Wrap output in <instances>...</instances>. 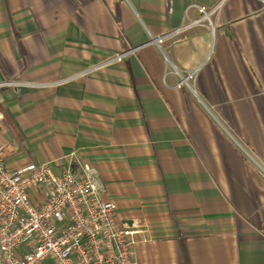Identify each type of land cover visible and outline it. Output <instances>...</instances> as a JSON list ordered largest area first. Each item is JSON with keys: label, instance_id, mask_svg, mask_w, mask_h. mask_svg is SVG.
Here are the masks:
<instances>
[{"label": "crops", "instance_id": "1", "mask_svg": "<svg viewBox=\"0 0 264 264\" xmlns=\"http://www.w3.org/2000/svg\"><path fill=\"white\" fill-rule=\"evenodd\" d=\"M191 4H221L213 28L147 43L199 17ZM173 65L199 68L194 92ZM9 79L25 84L0 87L6 165L93 167L143 229L137 264H264L261 0H0Z\"/></svg>", "mask_w": 264, "mask_h": 264}, {"label": "built area", "instance_id": "2", "mask_svg": "<svg viewBox=\"0 0 264 264\" xmlns=\"http://www.w3.org/2000/svg\"><path fill=\"white\" fill-rule=\"evenodd\" d=\"M264 7V0H261ZM221 4L206 8L191 4L200 16L174 30L150 36L147 43L162 48L167 36L191 26L213 28L212 15ZM137 47L133 48L136 49ZM129 51L117 54L121 58ZM87 68L66 78L85 75ZM176 87L194 92L199 68L180 69ZM25 82L9 79L0 87H18ZM33 85V84H32ZM2 116L0 115V127ZM0 140V261L1 264H137L135 234L143 229L121 221L113 200L102 198L96 171L82 164L76 176L69 168L55 172L50 162H29L15 170L3 158Z\"/></svg>", "mask_w": 264, "mask_h": 264}]
</instances>
